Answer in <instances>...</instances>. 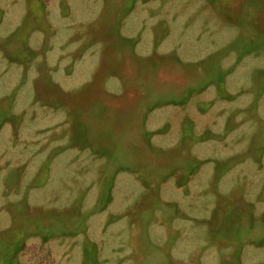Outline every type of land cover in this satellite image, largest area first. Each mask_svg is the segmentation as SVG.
I'll return each mask as SVG.
<instances>
[{
    "label": "rangeland",
    "instance_id": "obj_1",
    "mask_svg": "<svg viewBox=\"0 0 264 264\" xmlns=\"http://www.w3.org/2000/svg\"><path fill=\"white\" fill-rule=\"evenodd\" d=\"M0 264H264V0H0Z\"/></svg>",
    "mask_w": 264,
    "mask_h": 264
}]
</instances>
